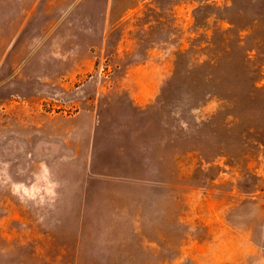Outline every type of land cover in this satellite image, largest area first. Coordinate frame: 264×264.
Returning a JSON list of instances; mask_svg holds the SVG:
<instances>
[{"label":"rangeland","instance_id":"1","mask_svg":"<svg viewBox=\"0 0 264 264\" xmlns=\"http://www.w3.org/2000/svg\"><path fill=\"white\" fill-rule=\"evenodd\" d=\"M0 264H264V0H0Z\"/></svg>","mask_w":264,"mask_h":264}]
</instances>
